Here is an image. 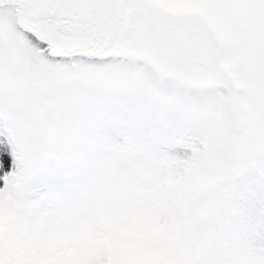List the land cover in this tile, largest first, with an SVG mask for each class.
<instances>
[{"label": "snow or ice", "instance_id": "6c2138e0", "mask_svg": "<svg viewBox=\"0 0 264 264\" xmlns=\"http://www.w3.org/2000/svg\"><path fill=\"white\" fill-rule=\"evenodd\" d=\"M0 264H264V0H0Z\"/></svg>", "mask_w": 264, "mask_h": 264}]
</instances>
